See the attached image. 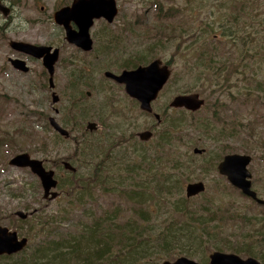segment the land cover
Segmentation results:
<instances>
[{
  "label": "rangeland",
  "instance_id": "rangeland-1",
  "mask_svg": "<svg viewBox=\"0 0 264 264\" xmlns=\"http://www.w3.org/2000/svg\"><path fill=\"white\" fill-rule=\"evenodd\" d=\"M2 1L11 7V11L7 16L0 13V225L27 238L23 250L30 243L27 233L33 234L38 219L65 216L71 217V221L79 217L87 220L83 209L90 205L91 199L83 205L77 204V192L70 185H55L51 190L56 191L57 196L44 198L39 179L28 168L10 165L9 160L20 152H27L34 158L43 159L47 168H53L58 182L59 178L68 181L66 170L59 165L58 159L69 157L76 167L84 170L87 160L75 153V140H80L86 132L87 120L99 124L94 135L106 139L111 132L115 139L128 137V144L132 145L137 131L151 130L152 127L155 134L164 110L167 116L178 114L179 109L166 108L165 105L183 90L186 93L199 92L205 99V106L193 116L183 113L189 122L187 133L190 131L191 137L201 138L198 145L205 148V158L214 160L222 150L250 154L252 160L248 169L252 188L264 199V0H172L171 4L182 7L172 18L169 0H116L119 11L113 22L106 26L98 20L91 27L93 47L88 52L68 43L63 28L53 21V12L69 0ZM151 3H157L168 14L159 19L158 14L153 18V8L141 11ZM184 3L186 10L183 9ZM174 26L178 28H175L176 32ZM116 33L120 34L119 39L126 37L134 43L133 48L128 46L126 49L135 56L140 54L146 63L160 57L170 63L171 75L153 101L161 115L159 122L153 115L150 117L140 110L138 102L126 94L122 84L104 77L105 70H123L119 63L124 56L100 50L103 43L108 44L105 35L113 37ZM11 40L59 48L53 88L48 86V74L40 60L25 58L30 69L27 73L11 66L10 59H24L20 52L10 48ZM259 80H262V89L255 87ZM53 91L59 96L55 103L51 99ZM86 91L90 94L84 97ZM78 95L87 110V117L77 115L69 119V102L77 101ZM55 108L59 110L58 114L54 113ZM49 116H55L71 130L72 138H59L48 123ZM204 118L215 126L206 135L192 129ZM218 130H222L220 135H217ZM227 133H230L229 138L225 137ZM152 141L153 138L150 143ZM198 176L205 182L208 198H214L215 204L234 218L226 226L218 244L224 248L223 244L227 243L223 241L227 237L225 233L233 229H236L233 231L235 240L264 244V222L259 219L261 223H253L257 222L255 216H264V206L235 188H227L230 183L221 178L217 170ZM222 188L225 193L219 192ZM92 192L102 199L100 202L108 204L109 210L117 204L115 196L110 193ZM91 207L92 217L98 216L100 211L94 204ZM122 209L126 210V207ZM18 210L29 214L26 220L17 217ZM58 224L61 235L72 228L64 223ZM212 250L204 249L191 258L205 264L202 258H208ZM16 259L0 257V264L20 261ZM37 259L40 264H50L47 258ZM164 259H167L165 255L152 254L149 264H161ZM63 264L81 263L67 257Z\"/></svg>",
  "mask_w": 264,
  "mask_h": 264
},
{
  "label": "trees",
  "instance_id": "trees-1",
  "mask_svg": "<svg viewBox=\"0 0 264 264\" xmlns=\"http://www.w3.org/2000/svg\"><path fill=\"white\" fill-rule=\"evenodd\" d=\"M183 9L186 10L185 3ZM181 10L182 7L174 15L169 7V14L173 15L171 18ZM157 14L160 19L168 12L157 4L154 7L153 18ZM103 25L107 26L108 23ZM175 28L177 26H174L176 32ZM119 36V33L113 34V37L105 35L108 44L103 43L104 47L100 50L124 56V60L119 63L122 69L144 65L146 63L144 57L140 54L135 56L126 49L128 46L133 48L134 43H130L126 37L119 39ZM94 51L95 48L92 52ZM220 56L222 61L223 56ZM160 58L170 65L168 59ZM257 85L255 86L257 89H262V80H259ZM89 92H84L83 96H88ZM186 92L183 90L178 94ZM165 107L171 108L167 104ZM197 111L179 108L178 114L173 117L167 116V111L164 110L163 120L155 134L151 127L152 137L148 141H141L135 137L132 145L128 144V137L115 139L109 132L105 139L100 135H94L98 131H86L80 140H75L77 141L75 153L87 160L84 170L76 167L69 157L58 159L59 165L62 160H68L76 170L74 172L66 170L69 180L63 181L59 178L57 185L61 187L70 185L77 192L76 203L79 205L91 199L90 205L83 209V216L87 220L79 217L71 221V217L65 216L58 219L54 216L38 219L33 234L27 233L30 238L27 249L0 256L9 259L15 257L20 261L4 264H40L37 257L47 258L50 264H63L67 257L81 264H149L152 254L165 255L169 260L179 256L191 258L199 255L204 249L229 250L243 257H254L264 264V244H253V240L249 242L244 239L239 241L238 238L235 240L233 231L236 229L225 233L227 237L223 241L227 243L223 244L221 241L225 249L218 244L226 226L233 222L234 218L227 214V210L216 205L214 198H208L206 187L196 196L189 198L185 196V186L188 182L201 180L198 176L201 173L216 171L218 161L224 154L229 153L222 150V154L214 160L208 161L205 158V148L198 145L201 138L191 137L190 131L187 133L189 122L183 115L189 113L193 116ZM77 115L79 118L87 117V110L79 95L77 101L69 102L67 118L72 119ZM192 129L206 135L207 131L214 130L215 126L204 118L201 124L194 125ZM221 133L222 130H218L217 135ZM55 134L62 140L73 136L71 130L67 138ZM129 136L133 138V133ZM225 137L229 138L230 133L225 134ZM152 138L153 141L150 143ZM194 148L204 150L201 153H194ZM195 154H198L196 159ZM62 169L64 170L63 167ZM220 177L225 178L221 175ZM226 187L230 190L235 188L231 184ZM235 189L244 195L238 188ZM93 190L114 195L117 204L109 210L108 204L100 202L102 199L95 196ZM219 192L225 193V189L222 188ZM256 192L260 197V193ZM92 204L100 211L98 216L92 217ZM123 206L126 210L122 209ZM254 219L257 222H251L261 223L259 219L264 222L262 215L255 216ZM70 221L71 223L66 224ZM58 223H64L63 225L72 228L61 235ZM18 229L20 231L21 227ZM202 259L206 261L205 264H209L206 256Z\"/></svg>",
  "mask_w": 264,
  "mask_h": 264
},
{
  "label": "water",
  "instance_id": "water-1",
  "mask_svg": "<svg viewBox=\"0 0 264 264\" xmlns=\"http://www.w3.org/2000/svg\"><path fill=\"white\" fill-rule=\"evenodd\" d=\"M9 7L0 0V12L3 16L9 14ZM117 14L115 0H72L69 5L58 8L53 13V20L64 29L65 40L82 49L89 51L92 49L93 41L90 36V27L95 18H104L107 22H112ZM9 46L16 50L24 52L36 59H41L43 67L48 72V85L54 87L53 74L54 65L59 57V49L46 44H34L25 41L11 40ZM11 65L23 72H27L28 66L23 59L12 58L9 60ZM170 69L162 64L161 59L155 58L146 65H139L133 69H124L119 74L110 70L104 71V76L121 83L125 92L139 102V108L151 113L153 111L151 102L154 101L159 91L167 81L170 75ZM53 103L57 102L59 96L53 91L51 93ZM205 103L203 97L197 92L187 94H177L168 103L172 108H184L188 111H196ZM154 117L159 122L160 116L154 112ZM50 125L63 137L69 136V131L63 127L53 116L48 118ZM87 131L93 132L99 128V124L94 120H89L84 127ZM136 136L146 141L152 136L151 130H141ZM203 149L194 148V153H200ZM251 162V156L244 153H228L217 163L216 168L220 175L226 177L228 182L241 190V192L255 200L259 204H264V200L257 196L251 187V173L248 170V164ZM9 164L28 167L30 171L36 174L43 188V197L54 198L57 192L51 190L57 184L54 178V170L46 169L43 161L31 157L27 152L19 153L9 160ZM62 165L69 171H75L76 168L67 160L62 161ZM205 190L203 181L189 182L185 186V196L193 197ZM17 217L25 219L27 214L22 211L16 212ZM27 243L26 237H18L15 230H10L6 226L0 225V255L13 254L20 251ZM209 264H263L254 257H241L233 252L213 250L208 254ZM161 264H201L199 261L179 256L174 260L165 259Z\"/></svg>",
  "mask_w": 264,
  "mask_h": 264
},
{
  "label": "flooded vegetation",
  "instance_id": "flooded-vegetation-1",
  "mask_svg": "<svg viewBox=\"0 0 264 264\" xmlns=\"http://www.w3.org/2000/svg\"><path fill=\"white\" fill-rule=\"evenodd\" d=\"M171 1H172V0H169V4H170L169 7H170L171 11L173 12V14L175 15L176 11H177L178 9H180V6H178V5L174 4V3L171 4ZM71 2H72V0H69L66 4H63V6H65V5H69ZM116 5L118 6V3H117V2H116ZM156 5H157V3H151V4H149V6L144 7L141 11L147 12L149 7H150L151 9L153 8V10H154V7H156ZM63 6H60V7H63ZM8 7H9V9H10V10H9V13H10V11H11V7H10V6H8ZM60 7H59V8H60ZM117 8H119V6H118ZM177 8H178V9H177ZM153 10H152V11H153ZM118 11H119V9H118ZM0 13H1V12H0ZM1 14H2V13H1ZM150 14H151V13H150ZM2 15H3V14H2ZM8 15H9V14H8ZM151 15H152V14H151ZM98 20H102V21H103V24L107 22L104 18L101 17V18H97V19H95V20H94V24H95V22L98 21ZM107 23H108V22H107ZM55 24H56V23H55ZM108 24H109V23H108ZM56 25H57L58 27H60V28H63L62 26H60V25H58V24H56ZM91 36H92V35H91ZM52 46H53V45H52ZM53 47H56V46H53ZM16 52H19V51H16ZM20 54L24 56V59H23V58H22V59H23L25 62H27L25 58L33 59V60H40V61H41V59H35V58H33V57H31V56H29V55L23 53V52H20ZM173 56H174V51H173L172 54H171V58H172ZM41 64H42V61H41ZM26 65H27V63H26ZM27 66H28V65H27ZM42 66H43V65H42ZM43 68H44V67H43ZM44 69H45V68H44ZM16 70H17V69H16ZM28 70H30V69H29V66H28ZM28 70H27V71H28ZM18 71H20V70H18ZM44 71L47 73V70H46V69H45ZM44 71L42 72L43 74H45ZM20 72H22V71H20ZM23 73H27V72H23ZM47 74H48V73H47ZM47 80H48V78H47ZM112 81H113V80H112ZM115 83H116V82H115ZM152 108H153V112L148 114V116H150V117L153 115L154 112H157V109H156V107L154 106V102L152 103ZM57 113H58V112H57ZM57 113H56V114H57ZM151 137H152V136H151ZM151 137H150V138H151ZM150 138H149V139H150ZM149 139H148V140H149ZM148 140H147V141H148Z\"/></svg>",
  "mask_w": 264,
  "mask_h": 264
},
{
  "label": "bare ground",
  "instance_id": "bare-ground-1",
  "mask_svg": "<svg viewBox=\"0 0 264 264\" xmlns=\"http://www.w3.org/2000/svg\"><path fill=\"white\" fill-rule=\"evenodd\" d=\"M23 212V211H22ZM25 213V212H24ZM27 214V213H26ZM27 216H29V214H27Z\"/></svg>",
  "mask_w": 264,
  "mask_h": 264
}]
</instances>
